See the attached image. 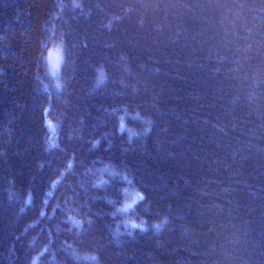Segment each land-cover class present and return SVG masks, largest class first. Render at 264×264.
<instances>
[{
	"label": "trees",
	"instance_id": "trees-1",
	"mask_svg": "<svg viewBox=\"0 0 264 264\" xmlns=\"http://www.w3.org/2000/svg\"><path fill=\"white\" fill-rule=\"evenodd\" d=\"M0 264H264V0H0Z\"/></svg>",
	"mask_w": 264,
	"mask_h": 264
},
{
	"label": "rangeland",
	"instance_id": "rangeland-1",
	"mask_svg": "<svg viewBox=\"0 0 264 264\" xmlns=\"http://www.w3.org/2000/svg\"><path fill=\"white\" fill-rule=\"evenodd\" d=\"M48 57H49L50 65H51V70L55 73L56 69L59 68L61 58H62V53H61L60 48L51 47L49 49Z\"/></svg>",
	"mask_w": 264,
	"mask_h": 264
}]
</instances>
